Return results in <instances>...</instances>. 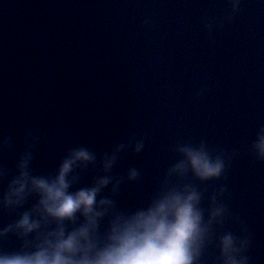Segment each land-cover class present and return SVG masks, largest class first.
Segmentation results:
<instances>
[{
    "label": "water",
    "instance_id": "1",
    "mask_svg": "<svg viewBox=\"0 0 264 264\" xmlns=\"http://www.w3.org/2000/svg\"><path fill=\"white\" fill-rule=\"evenodd\" d=\"M260 128L264 0H240L235 13L227 0H0V138H12L0 166L11 169L28 131L39 137L37 172L69 148L86 146L99 160L134 137L142 151L122 153L112 170L139 171L116 197L134 208L165 180L178 145L203 143L225 158L218 180L168 177L202 193L205 215L224 188L217 203L228 216L213 226L201 264H216V238L242 228L249 264H264V161L249 151ZM13 219L0 213V225Z\"/></svg>",
    "mask_w": 264,
    "mask_h": 264
},
{
    "label": "clouds",
    "instance_id": "2",
    "mask_svg": "<svg viewBox=\"0 0 264 264\" xmlns=\"http://www.w3.org/2000/svg\"><path fill=\"white\" fill-rule=\"evenodd\" d=\"M227 2L235 13L240 0ZM38 140L26 132L11 169L0 166V213L14 217L0 225V242L9 237L19 242L13 250L0 247V264H201L213 226L228 216L227 208L217 203L224 188L210 197L205 215L202 193L190 184L171 185L168 177L218 180L225 170L223 155L213 156L203 143L178 145L180 158L151 198L141 206L121 208L116 199L121 186L136 183L140 173L131 167L117 176L112 170L122 153H140L142 140L130 138L99 160L86 146L72 147L52 170L37 172ZM11 145V137L0 138V152ZM249 151L264 161V128ZM90 168L95 175L82 183L81 174ZM215 246L216 264H249L245 229L240 237L224 232Z\"/></svg>",
    "mask_w": 264,
    "mask_h": 264
}]
</instances>
